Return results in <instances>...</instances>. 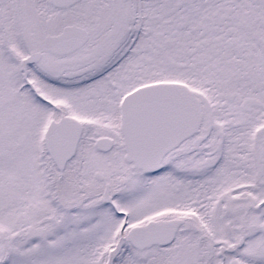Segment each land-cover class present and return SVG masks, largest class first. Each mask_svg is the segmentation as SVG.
<instances>
[{
	"label": "snow or ice",
	"instance_id": "6c2138e0",
	"mask_svg": "<svg viewBox=\"0 0 264 264\" xmlns=\"http://www.w3.org/2000/svg\"><path fill=\"white\" fill-rule=\"evenodd\" d=\"M0 264H264V0H0Z\"/></svg>",
	"mask_w": 264,
	"mask_h": 264
}]
</instances>
